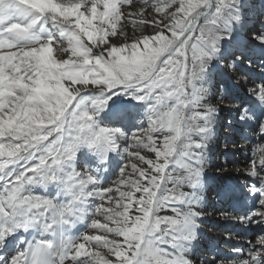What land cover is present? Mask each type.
Returning <instances> with one entry per match:
<instances>
[{"label": "snow or ice", "instance_id": "6c2138e0", "mask_svg": "<svg viewBox=\"0 0 264 264\" xmlns=\"http://www.w3.org/2000/svg\"><path fill=\"white\" fill-rule=\"evenodd\" d=\"M138 2L125 13L132 0H0V264H196L221 107L206 103L204 85L222 43L245 27L244 0ZM251 40L264 54V31ZM250 91L259 103L239 118L264 139V85ZM115 96L144 107L147 129L100 118ZM257 151L246 175L258 183L223 192L251 201L243 225H264V145ZM115 156L123 163L105 187L89 165ZM48 185L55 196L34 190ZM77 220L87 230L68 235ZM200 264H264V235L246 255L233 248Z\"/></svg>", "mask_w": 264, "mask_h": 264}, {"label": "bare ground", "instance_id": "6f19581e", "mask_svg": "<svg viewBox=\"0 0 264 264\" xmlns=\"http://www.w3.org/2000/svg\"><path fill=\"white\" fill-rule=\"evenodd\" d=\"M133 6H126L124 11L125 13L128 12H132L135 11V9L140 8L141 5L139 4L138 0H132ZM256 7H254L250 0H244V8L242 9V11L245 14V18H249V19H253L257 16V11L258 8L260 7L261 10V14H264V2L260 3L256 2L255 4ZM128 19H139V17H128ZM262 27H264V24H262ZM45 29H49L50 28V22L48 24L44 25ZM245 28V27H244ZM243 28V29H244ZM243 29H239L237 30L234 35H233V39L231 41H224L222 43V47L226 46V48L228 49H222L221 52L223 51H229L230 49H232V45L231 43L234 41H237L238 44H236V46L233 47V49L237 50L240 49L242 52H244V54H246V51L248 49L249 52H255L257 57L259 56V60L258 58L255 59L257 60L256 62H259L263 65V69H264V54H262L261 49H260V45L258 42L252 41L251 40V36L244 35V37H240V33L242 32ZM137 32V31H141V29L137 28V27H133L131 24H128L127 26V32L129 35H132L133 32ZM260 31H264V28H259V30L257 32ZM42 34V33H41ZM247 36H249L247 39ZM122 39V38H121ZM247 47H249L247 49ZM247 49V50H246ZM246 50V51H245ZM248 53V52H247ZM244 68V67H243ZM238 69L236 72H234L233 68H230L227 70V74H224V78L227 79L231 84L236 85V86H240V89H246L245 90V94L244 95V99L243 102L247 103L250 102V106H253L257 103H259L258 99L255 97V95L250 91V89H258L259 86L264 85V72H261L260 75L258 77H255L254 75V71H258L257 66L255 67L254 65H251L250 67H247L246 69ZM222 71H224L223 69H221ZM263 71V70H262ZM235 73V74H234ZM230 76V77H229ZM236 79H238L236 81ZM210 79L208 80V82L204 85L205 87H207L208 89L210 88ZM94 93H92L91 91L87 92L86 95H93ZM216 101H213V104H215ZM206 103H212V98H211V94L209 91L208 94V98L206 100ZM238 104H235L233 107H237ZM122 112L124 114V120H113L112 116L114 113H120ZM127 113L129 114V116H133V114H139L141 118H143L141 121L138 120L132 123V125L129 124L128 128L133 129L132 131H136L139 128H143V124L142 122H145V126L146 129L148 127V122L147 119L145 118V114H144V107L140 104H138L136 101L131 100L129 97H125V96H115L112 98V101L109 102V107L106 108L105 110H103L100 113V118L105 121V122H110L113 123L115 125H120L121 127L127 128L126 126V119H127ZM126 116V117H125ZM131 121H134V119L132 118ZM218 123V122H217ZM241 126L240 128L246 131V140L244 139L243 143L245 144V146L243 147L244 150V156L246 158V162L247 165H237L234 167H229L227 168L228 164L230 162H232V160H234L233 156L236 153V147L235 146H229L226 148V150H228L227 152H224L222 154H225V156H221L218 159L219 162V166L223 167L224 172H226L227 174V178H228V185L230 189H234L235 190V195H241V193L246 194L248 188L244 187L245 183H247L248 186H251L253 183H258L255 178H252L248 175H246V173H248L250 171L251 168V163L250 161L255 158V160L257 161V164L259 163V158H260V153L257 151L258 147L260 145H264V139H260L259 136V129L256 125H246L244 123H242L240 121L239 123ZM238 130L235 129L232 133H236ZM131 132V131H130ZM215 136H213L212 140L207 144V149L205 152V175L211 171V167L210 164L213 163L212 161V142L214 141ZM232 139V135H227L226 137V141H230ZM242 143V144H243ZM241 144V143H240ZM225 150V151H226ZM141 154H145L144 150L141 151ZM86 156H91L90 153H85ZM224 157V158H222ZM120 163H123V161L120 159L119 156H115V158L112 160L110 165H105L103 167H101L102 169H104L103 171V176L100 178L101 183L104 184L105 187L112 185V183L117 179L118 176V167L120 165ZM84 165V160L81 159L80 161H78V171L82 170V166ZM91 168L93 169H98L97 168V164L96 162H92L89 165ZM218 172V171H217ZM215 174L216 170H215ZM206 187L205 190L203 192V204L201 205V208L203 210L204 216L203 219L200 221L201 223V231H200V238L201 240H205L206 244L204 245V249L205 251H201L202 249H197L195 250V253L193 255V258L197 257V264H200L201 260L204 259L205 257H210L211 255H213L214 253H220L219 251L222 250L223 253L227 254L230 253L232 251L233 248H240L243 250L244 254L246 255L248 248L251 246L252 243H254L257 239L258 236L264 235V225H257V224H251V225H243L240 223L239 219L236 218V220L228 217V215H232V213H234L233 211L231 212V210L228 208V210L226 211L224 208L221 210H217L218 212H220V215L218 216V219L215 218H209L208 217V213L210 208H214L216 209L215 205L217 202H214L213 200H207L206 199V193L208 188L211 186L213 182V180L216 179L215 176H212L211 178H206ZM169 187H171V185H169ZM37 191V194H43V191L48 192L50 195L55 196L56 195V188L52 185H48V186H35V189ZM184 191H189L190 189L188 188H184ZM215 192V191H214ZM216 193V192H215ZM219 197H220V192L218 193ZM214 196L213 194L210 195ZM212 198V197H211ZM214 198V197H213ZM236 199H233L234 201V205L232 204V207H234V211L235 213H237L238 215H244L245 214V210L241 209L245 204H250L251 201L250 200H245L244 204H240L237 201H235ZM97 203H100L99 200L96 201ZM105 206H108L107 204ZM241 209V210H240ZM162 215H166V214H170V212H162ZM216 216V215H215ZM233 216V215H232ZM234 217V216H233ZM221 222L218 224L219 229H223V231H225V235H220V233H218L217 231H211L209 233H206L203 231L202 226L204 222H208L211 225H214L216 222ZM90 222V221H89ZM88 224L86 222V220H77L75 223H73L69 228H68V235H69V231L70 230H75L74 235H82L86 230H87ZM83 229V232L79 233L80 230ZM79 233V234H78ZM221 237V239H218V237ZM201 251V252H200ZM201 253L200 256H198V253ZM222 254V253H221ZM232 258V257H229Z\"/></svg>", "mask_w": 264, "mask_h": 264}, {"label": "rangeland", "instance_id": "374dc122", "mask_svg": "<svg viewBox=\"0 0 264 264\" xmlns=\"http://www.w3.org/2000/svg\"><path fill=\"white\" fill-rule=\"evenodd\" d=\"M250 2L254 7H256L255 6L256 2H259V4H260L261 2L263 3L264 0H250ZM139 10H140V8H137V9H135V11H133V13L139 12ZM134 17H136V15H134ZM245 21H246L245 28L240 33V37H244V35H247V34L249 36H251L253 34V32H257L259 30V28L260 29L264 28V27H262V24H264V14H261L260 7L258 8L257 16L255 18H253V19L245 18ZM132 26L136 27L134 25H132ZM139 33H140V31L136 32V34H139ZM145 34H151V28L146 29ZM249 36H247V39H249L248 38ZM236 44H238L237 41H234L231 43V45L233 47L236 46ZM233 47L229 51H223L220 53V58L213 63L212 68H211V72L209 75V79H210V83H211L209 91H210L211 98H212V103H210V104L221 105L220 111L218 114V118H217L218 123L216 124V128H215V134H214L215 139L212 142L211 154H212L213 163L210 164L211 171H209L205 175L206 178H209V177L211 178L212 176L216 177V179L213 180L214 183H212L211 186L209 187L210 189L208 188L206 196H205L207 200H209V199L213 200L214 199L213 201L217 202L215 205L216 209H214V208L208 209L209 210L208 217L209 218H215V219H218V216L220 215V212H218L217 210H221L224 208L227 211L229 208L231 211H233L232 210L233 209L232 204L234 205L233 199H235V198L229 199L223 195L224 190L229 187V185H228L229 181H228V178L226 175L227 173L224 172L223 167H220L218 165L219 164L218 159L221 156H225V154H222V153L227 152L228 150H226V148L232 145V146L236 147V154H234V156H233L234 160H232V162H230L227 165L228 166L227 168L234 167L237 165H247V162L245 161L246 159H245L244 153H243V151H244L243 147L245 146V144L243 143L244 140H242V138L245 137L246 131L240 128L241 125L239 124L240 123L239 117H240L241 112H243L246 108L249 107L250 102H247V103L243 102L244 95H246L245 94L246 89H243V88L240 89L239 85L236 86V85L231 84L223 76L225 73L227 74V70L230 68H233L234 72H236L238 69H242L243 67H244L243 69H246L247 67H250L251 65H254L255 67L257 66V68H258V71H254L255 77H258L261 72H264L263 65L259 62H256L257 60H255L257 58L259 59V56L257 57L255 52H252V54H251V52H249L250 49H248L249 47H247V49H248V50L246 49L247 51L245 50L246 54H244V52H242L240 49H237V50L233 49ZM223 48L228 49V48H226V46L222 47V49ZM259 60H262V59H259ZM233 65H234V67H233ZM221 69H223L224 71H222ZM237 80L238 79H236V81ZM224 95H227L230 98L225 99L222 102L220 100V97L224 96ZM213 101H216L215 104H213ZM235 104H238V106L236 108L233 107ZM224 105H228V106H224ZM132 118L134 119V121H131ZM142 119L143 118H141L139 114H133V116H129V114L127 113V119H126L127 128L126 129L128 131H132L133 129L128 128L129 124L132 125V123L135 122V120L141 121ZM144 123L145 122H142V124H143L142 127L144 129H146V126ZM111 124H112V126H117L113 123H111ZM117 127H121V126L118 125ZM235 129H237L238 131L236 133H232ZM227 135H232L233 139H231L230 141L227 142L226 141ZM222 158H224V157H222ZM215 170H216L217 174H215ZM96 171H97V175L99 176V179H100L103 176L104 169H102L100 167ZM214 187L216 190H214ZM213 190L216 193L213 192ZM219 192H220V197L218 195ZM212 194L214 196H211L212 197L211 198L210 195H212ZM235 197H240V196L235 195ZM235 201H237V200H235ZM232 215H228V217H230L234 220H236V218H238L240 216L236 213H232ZM215 222L216 223L214 225H210L208 222H204L203 226H202L203 231L206 233H209L211 231L216 230L218 233H220V235H222V234L225 235L226 232L225 231L223 232L222 228L220 230L217 229L218 224L221 222H218V221H215ZM81 232H83V229L80 230L79 233H81ZM72 236H75V235H72ZM218 239H221V237L219 236ZM205 244H206V241L205 240L202 241L200 238V242L197 246V249H202L201 250L202 252L205 251V249L203 248ZM200 252L197 254L198 256L201 255ZM193 259H195V261H196L197 257L196 258L194 257ZM196 264H197V261H196Z\"/></svg>", "mask_w": 264, "mask_h": 264}]
</instances>
